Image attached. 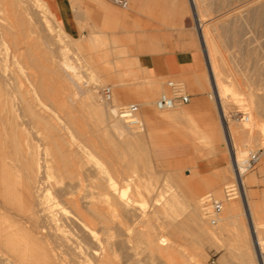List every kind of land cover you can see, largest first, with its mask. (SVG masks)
Listing matches in <instances>:
<instances>
[{"label": "bare ground", "instance_id": "1", "mask_svg": "<svg viewBox=\"0 0 264 264\" xmlns=\"http://www.w3.org/2000/svg\"><path fill=\"white\" fill-rule=\"evenodd\" d=\"M37 1L39 2L0 0V11L3 12V15L0 14V97L6 94L5 101L9 99L8 93L4 92V87H7L13 89L14 99L17 100L16 111L12 115L10 125L15 137L11 143L14 151L2 155L0 159V264H179V259L183 261L182 264H209L203 252L197 250L198 247L191 256L186 252L184 244L179 243L183 225L180 220L177 221L174 212L178 211H174L175 204L169 203L176 202L180 192L175 190L171 198H167L164 204L160 203V197H155L152 172L147 175L148 177L133 174L137 172L140 162L143 163L142 166L148 162L147 157H143L142 142L140 143L133 133L139 127L142 130L143 119L138 114L135 123L126 121L120 115L118 119L112 120L107 109L97 104L95 100L97 82L108 72L106 61L95 67L87 66L85 62L84 67L79 63L81 57L77 56L74 61V55L72 60L69 52L67 53L66 45L56 42L68 34L59 24L60 21L51 24L50 20H46L47 16L42 14L48 9L46 1L41 0L43 6L40 2L39 6ZM258 1L246 0L244 6L234 12L233 16L241 14L248 8L251 9ZM190 2L194 8L201 43L208 57V69L213 81L210 97L215 99L220 109L225 140L232 155L233 165V154L238 160L241 159L238 156L240 149L236 133L240 132L239 135L244 139L251 138L250 131L246 126H239L237 129L236 125H229L227 120L232 151L223 117L227 119L225 112L227 104L232 100L238 101L237 95L243 92L237 90V81L229 80L230 73L222 63L224 60L220 61L217 56L219 49L215 38L207 31L204 21H201V15L206 10L205 3L202 0ZM230 15L232 14H228ZM258 16L264 17V11H259ZM42 17L46 18L43 20ZM217 30L218 28L214 31L219 38L222 31L219 34ZM105 34L102 30H95L90 34L92 36L89 38V48L104 47L108 51L106 53L108 56L119 54L118 57L122 58L126 55L125 49L119 50L115 40L106 43ZM7 35L11 37L15 48L10 54L6 52L7 50L5 53L4 50L7 48L3 47ZM57 36L59 39H55ZM22 37H28L30 50H22L21 53L18 50L20 47L17 46L21 43ZM41 44L44 46L41 47L39 54L35 49L39 50ZM123 59L124 57L121 59L122 62L113 61L116 66L122 65V69L117 70V81L122 84L125 79L130 78L137 82V85L151 82L147 75L141 74V69L130 72L129 69L128 71L123 69V65H128ZM21 62L28 65V69L26 67L27 70L20 72L16 67ZM133 63L131 60L130 64ZM45 69L48 72H45ZM262 80L264 81V78ZM65 89L67 92L70 91L69 95L68 93L64 95ZM73 89L83 92L85 99L83 98L82 102L79 99L77 104L83 103L81 104L83 111L93 115L87 119L90 130L82 127L74 116L54 117L47 109L48 101L59 95L63 97L60 99L61 102L67 104ZM247 95L255 109L253 117H264L263 97L251 90ZM102 99L103 103H112L106 101L103 96ZM73 101L76 99L70 102L74 103ZM71 103H68L71 108L77 106L76 102L74 106ZM178 105L181 104L177 103L169 109H158L156 105L155 107L158 110H170ZM244 120L250 122V116L247 115V119ZM253 122V125L257 124V121ZM259 126L264 127V123ZM97 133L102 137L100 140L94 139ZM255 138L253 141L258 140ZM130 156L133 158H129ZM233 172L235 184L228 186L233 191L226 194V200L240 198L244 203V213L249 217L252 229L250 239L257 255L255 264H264L262 251L264 236L255 228L254 218L257 214L254 213L252 204L246 201L247 186L244 176L240 182L234 168ZM171 175L172 177H169L178 185L185 184V179L180 174L173 172ZM143 192L150 196L148 201L152 198L149 211H145L138 204L137 195ZM202 198H192L187 204L184 200L182 204L177 203L187 210L185 222L196 227L199 242L214 239L219 231L222 233V227L218 225V221L216 222V217L211 216L214 215L213 204L224 203V200L211 195ZM238 205L240 204L236 202L227 205L225 219L229 221L239 219ZM160 213L164 215V219L157 222L156 217ZM211 223H217L215 225L219 230L213 228L215 225L212 227ZM248 254L249 252L244 253V257L248 258ZM223 260L224 256L219 259L220 264H224Z\"/></svg>", "mask_w": 264, "mask_h": 264}, {"label": "rangeland", "instance_id": "2", "mask_svg": "<svg viewBox=\"0 0 264 264\" xmlns=\"http://www.w3.org/2000/svg\"><path fill=\"white\" fill-rule=\"evenodd\" d=\"M45 1L48 5V9L44 13L42 12L41 13L47 16V18L46 17H42V18L43 20L44 18H46V20H50L51 24L55 23V21L56 22L60 21L59 24H61V26L63 27L64 31L68 34V36H64L61 40L57 36L55 37V39H59L58 41L56 40L57 43L66 45L67 53L69 52L71 59L74 58V55H75L74 61H76L77 56L81 57L82 60H80L79 63L80 65L83 64L82 66L84 67H86L85 66L86 63L87 66L95 67L99 64H102V62L106 61L105 66L107 67L106 69L108 70V72L104 76V78L103 77L99 78L97 82V87H96L97 95L95 98L97 104L107 109L112 120L119 118L118 117L119 107H122L130 103H136L140 106L139 117L143 119L144 127H142V130L141 127L137 128V130L135 129L136 131L133 133L135 135V138L139 139L140 143L142 142L141 148L144 150L143 152L145 154V155L143 154V157L145 158L147 157L148 162L145 161L147 162L145 163L146 167L144 165L142 166L143 163L140 162V164H138L139 168L137 167L138 170L136 169L137 172H134L133 174L136 173L135 174L136 176L138 174H142L144 175V177H146L147 175L149 176L150 172H152L153 179L151 180L154 181L153 187L156 194L155 197L157 198L160 197L159 198L160 203L164 204V201L166 202L169 198H171L175 190H176L175 192L178 193L180 192V194L178 195V200H176V202L169 203V205L175 204L174 205L175 210L174 209L173 210L178 211L174 213L177 215V221L178 222L181 221L183 225L181 228L183 232L180 234L181 236H179V241L181 242L179 243H181L182 245L184 244V247H186V252H188L189 255L191 254L192 256L193 254H195L196 247H198L197 250L199 249L201 252H203L204 256H206L205 259L206 260L208 259L207 261L209 264H220L219 259L222 256H224V260H223L224 264H245V263L255 264L257 262L256 261L257 255L256 253H254L255 251L253 248L252 241L250 239V233H252L251 232L252 229L250 226L249 217L246 216L244 213V203H242L240 198H236L235 200L233 199L229 201L226 200L227 199L226 190L229 189L228 186H230L231 184H235L233 165H232V155H230V152L227 151L224 152L221 159L212 162L209 161L204 156H202L201 152L195 153L193 150V145L191 144L190 141H184L181 143H169L166 145L153 147L150 144V137L146 135L147 118L143 117L145 115L144 111L145 109H150L152 113L160 112L159 110L156 109L155 102L158 96L160 95V93L166 90L165 83L168 80L172 79L182 83L183 86L186 87L185 91L191 94L190 101L186 104H181V105L183 106L190 104L194 105L200 103L203 98L206 99L208 102H210L211 105L212 104L214 105L215 99L210 97V95L212 94L213 81L210 77V73L208 69V57L206 54V50H204L205 48H203L204 46L201 43L200 31L198 30V24L194 15V8L192 7V3L190 2V0H130L128 7H121L107 0L110 3V8L104 11H100L101 1L96 3L95 9H89V8L85 9L82 6L75 4L74 6L77 8L79 13L82 14V12L84 11L86 13L85 17L80 16L78 20L80 26V33L78 35H74L65 29L59 15L56 13V11L53 8L52 5L53 0H45ZM39 2L41 3V0H39ZM39 2L37 1V3ZM202 2L205 3L206 10L201 15V21L202 22L204 21V26L207 28V31L209 32L210 35H212L215 38L217 49H219L217 50L218 52L217 56L220 59V61L224 60L222 62L224 63L223 66H226V69L230 73L229 80L235 82L237 81L236 82V84L238 83L236 85L237 90H239V92L241 91L243 92V93L241 92L242 94L237 95V98L239 100L238 101L232 100L231 102H229L225 110V112H227L226 116H227V120H229V125H233V126L236 125L235 127L237 129L239 128V126H246L250 131L251 138L243 139L242 135L241 136L239 135L240 132L236 133L238 138L239 137L242 138V139L237 138L238 147L240 149L238 156L242 159V157L246 156L249 151L256 152L259 151L260 148L262 151L261 158L257 163L255 169H253L252 171H248L244 175V181L246 182V186L248 187L249 185L248 187L249 191L247 190V195L248 192H250L251 197H253L254 199L256 198L260 199L261 196L264 197V181L258 179L259 176L260 177L264 176V127L261 126L263 127L261 128L259 125L262 122L264 123V117L263 116L253 117L254 116L253 113L255 109L253 106H251L248 100L249 98L247 93L249 90H251L254 93H256L258 96L263 97L264 99V81L262 80V78H264V66H263L264 65V19H263L264 17L258 16L259 11L261 10L264 11V0H259L256 4L257 6L253 5L254 7H251L250 5L249 7H251V9L248 8L246 10L247 12L244 10L243 12H241V14L237 16H233L234 12H237V10L240 9V7L242 8L246 0H202ZM136 3H139V5H136ZM109 11H113V13L120 14V17L116 18L113 14L112 15L107 14ZM0 12H1L0 14L3 15V12L2 11ZM132 13L137 15L139 14V16H143L147 24H150L152 22L154 23L158 22L159 24L169 26L177 23L178 21H180L183 24L184 20H187V22L190 24L191 27L189 31L187 29L185 33V37L191 40L192 43L191 45L196 46L202 54V63L199 71L196 73H190L189 75H187L188 76L187 79L182 78L181 76H174V75H169L167 77L162 78L161 82L163 85L160 84L158 93L152 98H148L147 96L148 95L147 86L143 87L142 85H137L136 84L137 82L131 80L130 78L125 79L124 82H122V84L121 82H119V80L117 81L118 79L117 70L122 69L121 67L122 65L116 66L115 64H113V61L122 62L121 59L124 57L123 60H126L128 65L127 64H125V66L123 65V69L124 68L127 69V67L129 66V58L127 57L128 54L127 50L123 48L125 49L127 54L124 55L122 58L118 57L119 54H117V56L116 55L108 56L106 55L108 51L104 47H100L97 49L89 48V38L92 36L90 34H92L95 30H100V31L102 30L104 31V34L106 33L104 37L106 43L110 42L111 40H115L116 38L121 46L129 47V23H131L133 19ZM227 13L232 15L228 16ZM137 18L138 17H134V19ZM216 28H218L217 31H219V34L221 31H222L221 35L223 34L222 36L220 35L219 38L216 36V32L214 31L216 30ZM49 29L52 30L51 27H49ZM35 36L36 35H34V37ZM225 36H227L228 38ZM21 39H22L21 43L19 44V46H17L18 48L20 47L18 50L21 53L23 52L22 50L24 51L30 50V46H29L30 44L27 43L28 37H22ZM221 39L222 42L220 41ZM3 43H4L3 45L4 49L7 48L4 50V52L7 50L6 52L10 54L12 50L15 49L14 45L12 44L11 37H9L8 35L6 36V41H4ZM43 46L44 45L41 44L40 47L38 48L39 50L35 49V52L41 54V50H42L41 47ZM223 57H225V59H223ZM10 65L13 66L12 63H10ZM26 67L28 69V65H25L24 63L22 64L21 62L20 65L16 67V69L21 72L23 70L25 71ZM42 70H44V68ZM46 71L48 72V70L45 69V72ZM47 74L50 75V73ZM196 74H199L201 76L204 83V88H199L198 86H196L195 84ZM245 82L248 84H245ZM105 85H111L113 89V101L111 104L103 103L104 101L102 102L103 99H102L101 89ZM73 90L71 92L72 95L70 98L71 100L69 99L68 101L69 104L72 102V100L75 99L76 101L73 102L74 103L76 102V104L79 102L78 101L79 99L80 101L83 98L85 99L83 92L81 93V91H78L77 89H73ZM75 91L76 93L77 92L78 93L74 94ZM4 92L8 93L9 99L5 101L6 94L0 97V159L2 155H8L9 152L12 151L13 153L14 151L11 143L13 142L15 137L13 135V131L10 130V125L12 124V117H13L12 115L13 113H15L17 107L16 105L17 100L14 99L15 94L13 92V89L4 87ZM69 92L70 91L67 92V89H65L64 95H66V93H68L69 95L70 94ZM64 95L62 94V96ZM60 96L61 95H59L57 98H53L52 101L47 100L49 103L47 105L48 111L54 117L74 116L79 120V123L81 124L82 127H84L87 130H90L87 119L88 117H93V115L83 111V107H82L83 103H81L82 105L79 103L77 104V106H74V103H71L74 106V108L77 107L74 109L71 108L68 103L67 104L62 103L60 99L63 97ZM149 103H151V105H147ZM181 105H178V107H180ZM69 110L70 113L68 114ZM163 112H167V110H164ZM242 113H246V115L250 116V122L245 120L241 121L239 118H237L243 116ZM22 117H24V115ZM25 117L28 116L25 115ZM212 118H213V122L216 124L217 130H220L221 129L220 119L215 108L213 109ZM253 120L257 121V124L253 125L254 124ZM201 121L204 123L207 122L208 119L206 117H202ZM174 130L175 129H173V127L168 123H157L156 129L155 131H153V133L160 136H164L167 133H173ZM255 137H257L258 140H254L255 141L254 142L253 139H256ZM101 138L102 137L98 133L94 137V139L97 140H100ZM130 155L132 154L130 153ZM129 158L132 159L133 156H130ZM190 160H193L194 162H189ZM131 171L132 170H130V173ZM173 172L180 174L185 179V184L182 183L183 185L182 184L178 185L177 183H175L171 178L172 177L171 174H173ZM155 177L157 178V180ZM176 185L178 187H176ZM253 185H257V186L254 188ZM259 185H262L261 189L259 188ZM147 194L148 193L143 192L142 194L137 195V198H139L138 201L140 202V203L138 202V204L141 207H143L145 211L151 210L150 202L152 201V198H149L148 201L147 199L150 196ZM206 195H211L212 197H215L219 200H224L223 211L220 216L215 218L216 222L217 221L219 222V223L217 222L218 225L222 227V233L221 231H219L218 234L220 236L217 234L214 237V239H210L205 242H199L197 240L198 232L196 227H193L192 224L187 225L188 222L187 221L185 222V219L187 220L186 217L187 210L183 209L184 208L183 205L178 206V204L179 203L182 204L183 200L185 201V204H187V202H189V200H191L192 198L203 199L202 197H205ZM134 197L136 198V196ZM235 202L240 204L238 205V209H239L238 212L240 211L238 213L239 221L238 220L229 221L225 219V210L228 204ZM254 203H255V207H254L255 214H257L255 215L254 218L256 220L255 228H257V230L260 231L264 236V198H262V200H255ZM163 210L164 209H162L161 211L164 212ZM212 217L214 218L215 216L212 215L211 218ZM156 218H157V222H161L164 219V215L160 213L159 215H157ZM237 221L239 223L241 222L242 223L239 224ZM217 223L215 224L217 225ZM221 223L222 224L225 223V224H223L222 226ZM215 224L211 223V226L213 227ZM216 225L213 228L219 230ZM240 227H242L243 229ZM244 240H248V241H244ZM245 243L249 245L247 246ZM199 246H201L202 249ZM262 247H263L262 251L264 252V243ZM245 248L248 249L246 250ZM245 250L249 252L248 258L244 257V253H247ZM182 263L183 261L181 262V259H179V264Z\"/></svg>", "mask_w": 264, "mask_h": 264}, {"label": "crops", "instance_id": "3", "mask_svg": "<svg viewBox=\"0 0 264 264\" xmlns=\"http://www.w3.org/2000/svg\"><path fill=\"white\" fill-rule=\"evenodd\" d=\"M99 1H101L100 11L110 8V3L107 0H53L52 5L65 29L78 35L80 33L78 20L80 16L85 17L86 13L84 11L81 15L74 5H80L85 9H95V5ZM107 14H113L116 18L120 17V14L113 13V11H109ZM132 16L133 19L129 23V47L121 46L116 38L115 40L119 50L125 48L128 52V54L126 53L129 58L127 71L128 69L129 72L141 69V74L147 75L151 80L149 84L142 85L148 87V98H152L158 93L160 84L163 85L162 78L174 75L187 79V75L199 71L202 54L196 46L191 45V40L185 37L187 29L189 31L191 27L187 20H184L183 24L178 21L173 25L166 26L158 22L147 24L145 18L139 14L132 13ZM134 17L138 18L134 19ZM131 60L134 62L133 64H130ZM195 84L199 88H204L203 80L199 74H196ZM147 105H151V103ZM214 108L219 115L220 130H217L216 124L213 122ZM159 111L152 113L150 109H145L143 116L147 118L146 135L150 137V144L153 147L190 141L195 153L201 152L202 156L212 162L221 159L224 152H230L225 140L221 112L215 101L214 105H211L203 98L200 103L194 105L176 106L167 112ZM202 117H206L208 121L203 123ZM157 123H168L175 130L164 136L157 135L153 133ZM189 162L194 161L190 160ZM259 177V180L264 181V176ZM256 186L253 185L254 188ZM261 187L262 185H259L260 189ZM262 198L264 197L254 199L248 192L246 201L252 204L254 211V201L262 200Z\"/></svg>", "mask_w": 264, "mask_h": 264}, {"label": "built area", "instance_id": "4", "mask_svg": "<svg viewBox=\"0 0 264 264\" xmlns=\"http://www.w3.org/2000/svg\"><path fill=\"white\" fill-rule=\"evenodd\" d=\"M112 3L119 5L121 7H128L130 0H111ZM166 91H163L159 97L157 98L155 105L158 109H169L172 108L175 104H186L191 99V94L187 93L185 91V87L182 83L176 81V80H168L165 84ZM101 94L103 98L108 101H113V89L111 85H105L101 89ZM140 107L139 105L135 103H130L127 105H124L118 109V114L123 117L126 121L130 123L137 122L138 114H139ZM243 116L237 117L240 120L247 119L246 113H242ZM225 125H226V132L228 139L231 144L232 148V141L231 136L227 127V119L226 117H223ZM262 155L261 149L259 151H249L246 156H243L242 159L238 160L237 156L233 154V168L235 171V174L237 176V179L241 182L242 177L248 172L255 169L257 163L259 162ZM232 188L229 187L226 191L227 193L232 192ZM226 193V194H227ZM227 196V195H226ZM223 211V203L222 202H215L212 207V213L215 217H218L221 215ZM213 222H215V219H213Z\"/></svg>", "mask_w": 264, "mask_h": 264}]
</instances>
